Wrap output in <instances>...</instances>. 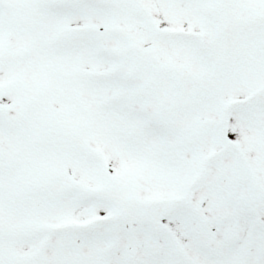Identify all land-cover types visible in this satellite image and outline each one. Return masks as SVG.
Wrapping results in <instances>:
<instances>
[{
	"label": "snow or ice",
	"instance_id": "snow-or-ice-1",
	"mask_svg": "<svg viewBox=\"0 0 264 264\" xmlns=\"http://www.w3.org/2000/svg\"><path fill=\"white\" fill-rule=\"evenodd\" d=\"M0 264H264V0H0Z\"/></svg>",
	"mask_w": 264,
	"mask_h": 264
}]
</instances>
